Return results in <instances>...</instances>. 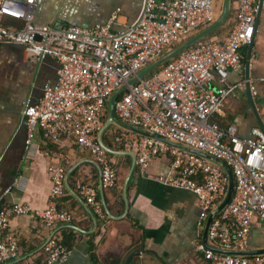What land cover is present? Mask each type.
<instances>
[{"label": "built area", "instance_id": "obj_1", "mask_svg": "<svg viewBox=\"0 0 264 264\" xmlns=\"http://www.w3.org/2000/svg\"><path fill=\"white\" fill-rule=\"evenodd\" d=\"M260 2L235 0L228 35L197 41L165 63L159 73L129 85L115 104L116 114L124 123L185 149L221 158L232 166L236 178L233 198L214 218L208 245L203 240L196 246L211 264H264V253L227 254L213 249L249 250L254 220L264 224V133L257 128L252 136L242 137L235 124L221 128L212 120L222 113L227 98L238 87L229 83L228 76L243 67V48L255 34ZM120 12L117 9L106 24L88 29L53 27L35 23L31 5L0 0V49L6 44L21 45L33 60L53 58L59 64L57 81L45 86L38 102H27L22 115L26 156L55 158L49 167L51 200L46 209H35L28 203L0 208V264H38L22 262L19 237L11 231L14 218L34 215L48 228L73 223V213L60 208L67 192V158L44 148L46 144L72 140L99 164L102 187L113 188L117 168L98 138L110 97L173 46L218 17L216 0H143L137 19L117 31ZM6 17L21 21L23 27H9ZM116 128L115 143L136 154L142 171L156 158H171L170 173L159 182L195 194L201 208L200 224L206 223L227 196L230 180L225 168L206 156ZM77 188L106 225L109 219L98 189L81 181H77ZM45 252L43 264H60L70 258L72 249L55 235L46 243Z\"/></svg>", "mask_w": 264, "mask_h": 264}, {"label": "crops", "instance_id": "obj_2", "mask_svg": "<svg viewBox=\"0 0 264 264\" xmlns=\"http://www.w3.org/2000/svg\"><path fill=\"white\" fill-rule=\"evenodd\" d=\"M33 7L34 21L40 25L77 26L92 28L106 24L120 9L115 30H124L140 14L143 0H21ZM235 0L232 7L236 8ZM233 16V18H234ZM231 19V21L233 20ZM9 27H23V23L5 18ZM223 30L213 37L224 38ZM244 62L240 70H232L228 81L238 84L229 96L221 114L213 118L222 127L235 124L242 137L252 136L255 129H264L251 102L246 87L248 46L243 48ZM248 73L253 98L264 123V3L251 50ZM58 62L53 58L33 60L25 48L6 44L0 49V208L13 203H28L35 209H46L52 194L49 167L54 157L25 153L26 128L22 115L27 102H38L47 84L58 78ZM214 86L219 83L214 81ZM111 125L98 138L114 152H108L123 174L122 185L101 189V169L94 158L82 151L72 140L57 145L65 154L69 173L63 208L73 213L72 224L48 228L34 215L13 219L11 231L19 237L23 260L46 261L45 245L64 229L74 230L76 240L70 258L60 264H126L132 257L134 264H211L196 249L204 240L205 226L201 222V208L197 196L189 191L163 185L159 178L170 173L169 157L156 158L142 171L129 154L116 153ZM127 152V151H126ZM75 173V177L73 174ZM74 179V180H73ZM90 181L105 200L114 218L103 225L93 209L80 196L77 181ZM73 180V181H72ZM74 182V183H73ZM82 182V181H81ZM126 191V201L124 194ZM104 206V205H103ZM112 208L114 211H112ZM106 213V212H105ZM264 248V224L255 219L250 232V249Z\"/></svg>", "mask_w": 264, "mask_h": 264}, {"label": "water", "instance_id": "obj_3", "mask_svg": "<svg viewBox=\"0 0 264 264\" xmlns=\"http://www.w3.org/2000/svg\"><path fill=\"white\" fill-rule=\"evenodd\" d=\"M263 3L264 0H261L260 5H259V10L256 16V24H255V34H256V30L258 27V23H259V19H260V15L262 12V8H263ZM231 7H232V0H224L223 3V8L221 10V12L218 14V17L216 19V21L214 23H212L211 25L207 26L206 28L200 30L199 32H197L194 35H191L190 37H188L187 39H185L184 41H182L181 43L177 44L176 47H174L173 49H171L168 53H166L165 55H163L161 58H159L158 60H156L155 62L151 63L150 65H148L144 70H142L141 72H139L136 76H134L132 79H130L127 83H125L124 85H122L118 90H116L113 95L110 97L109 101H108V117L107 120L104 122V126L102 128V132L101 135L103 134V132L108 129L111 125H115V126H119L123 129H127L151 138H154V140L168 144L172 147L181 149V150H187V151H192L194 153H197L199 155L202 156H206L208 158L213 159L214 161H216L217 163L221 164L226 172L228 173L229 176V180H230V185H229V190L227 193L226 198L222 201V203L218 206V208L216 209V211L214 213H212L208 219V221L206 222V226H205V233H204V242L205 244L208 245V240H209V230H210V226L214 220V218L231 202L234 192H235V188H236V178H235V174L233 171L232 166L225 160L218 158V157H214V156H210L204 152L198 151V150H194V149H185L183 147H180L179 145H176L174 143H171L169 141H166L165 139H162L158 136H156V134H152L149 132H146L144 130L135 128L133 126H130L126 123H124L123 121H121L117 114H116V108H115V104L117 99L127 90L128 86L147 77L151 72H153L155 69H157L158 67L162 66L163 64L167 63L169 60L173 59L174 57H176L178 55V53H180L181 51H183L184 49L190 47L191 45H193L194 43H196L197 41L201 40L202 38L211 35L215 32H217L220 28L224 27L226 25V23L229 20L230 17V12H231ZM254 34V36H255ZM254 36L253 39L251 40V42L247 45L248 46V54H247V60H246V75L245 78L247 80L246 82V87H247V91H249V95L251 98V102L252 105L254 107V110L259 118V122L262 125L263 129H264V123L262 121V119L259 116L258 110H257V106L255 104L254 98H253V92H252V86L250 83V77H249V73H248V68H249V64H250V56H251V50H252V46H253V42H254ZM101 135L99 138L100 143L104 146V148L108 151V152H114L113 150H111L108 146H106L104 144V142L101 139ZM116 153H124V154H129L133 157V166L136 162V154L134 152L131 151H123V152H116ZM98 164V163H97ZM99 166V164H98ZM100 168V166H99ZM101 189L102 188V183H101ZM124 198L126 201V191L124 194ZM103 205H104V209L106 214L110 217V218H114V216L111 214L110 210L108 209V206L105 202V200H103ZM216 252H221V253H227V254H243V255H253V254H260V253H264V248H259V249H249V250H245V251H234V250H222V249H218V248H213ZM126 264H134L132 263V257H130Z\"/></svg>", "mask_w": 264, "mask_h": 264}, {"label": "trees", "instance_id": "obj_4", "mask_svg": "<svg viewBox=\"0 0 264 264\" xmlns=\"http://www.w3.org/2000/svg\"><path fill=\"white\" fill-rule=\"evenodd\" d=\"M220 3H221V0H216V11L218 12L219 9H220ZM234 16V10L233 8L231 9V12H230V17H229V20L228 22L226 23V25L222 28H220L217 32L211 34V35H208L206 37H204L202 40L204 39H208L210 37H213V35H219L223 30H226L227 34H229L230 30H231V26H232V21L231 19L233 18ZM198 32V31H197ZM195 32V34L197 33ZM177 45L173 46L176 47ZM165 64H163L162 66L158 67L157 69H155L153 72H151L149 76H153L154 74H157L159 73L162 68L164 67ZM107 119V115L104 117V121H106ZM213 121L217 122V120L215 118L212 119ZM218 123V122H217ZM219 124V123H218ZM220 125V124H219ZM221 128H226V127H222L220 125ZM110 146L115 149V150H123V147L119 144H114V145H111ZM44 148H48L52 153L54 152H58L60 149L59 147L57 146V144L55 143H52V142H49L48 144H46V146ZM117 168V182H116V185L113 187L114 189L120 187V184L122 185V179H123V174L121 173V170H119V168L116 166ZM73 177H75V173L73 174ZM74 180V179H73ZM72 180V181H73ZM81 181L84 183V184H88V185H92L94 186L90 181L87 182V180L85 179H81ZM74 183V182H73ZM107 190V189H106ZM64 197V196H63ZM64 202V198L61 199V202H60V208L61 209H64L63 208V203ZM112 211L113 208H112ZM71 212V211H70ZM61 237L63 238V242L65 243V245L69 248V249H73V246H74V243H75V240H76V236L74 235V230L73 229H70V228H66L62 231L61 233ZM22 254V253H21ZM46 258H47V255H46ZM35 262L34 260H31V259H28V260H23L22 262ZM38 263V262H37ZM38 264H41V263H38Z\"/></svg>", "mask_w": 264, "mask_h": 264}, {"label": "rangeland", "instance_id": "obj_5", "mask_svg": "<svg viewBox=\"0 0 264 264\" xmlns=\"http://www.w3.org/2000/svg\"><path fill=\"white\" fill-rule=\"evenodd\" d=\"M223 3H224V0H221V3H220V9H219V11H218V14L221 12V10H222V8H223ZM106 115H107V117H108V110H107V112H106ZM107 120V119H106Z\"/></svg>", "mask_w": 264, "mask_h": 264}]
</instances>
